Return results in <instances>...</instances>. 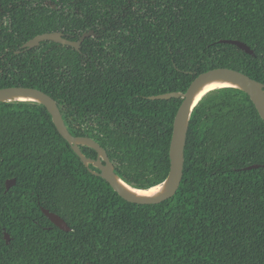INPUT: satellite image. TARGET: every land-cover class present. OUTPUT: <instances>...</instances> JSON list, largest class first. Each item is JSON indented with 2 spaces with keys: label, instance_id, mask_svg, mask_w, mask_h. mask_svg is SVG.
I'll return each instance as SVG.
<instances>
[{
  "label": "trees",
  "instance_id": "16d2710c",
  "mask_svg": "<svg viewBox=\"0 0 264 264\" xmlns=\"http://www.w3.org/2000/svg\"><path fill=\"white\" fill-rule=\"evenodd\" d=\"M52 1L62 7L46 16L44 28H63L74 38L90 29L102 35L80 51L57 46L44 61L47 85H22L84 120L91 127L85 132H95L134 186L157 185L170 170L182 99L151 96L185 92L198 75L219 67L264 83V0ZM37 7L30 11L31 35L41 20ZM111 19L119 20L108 26ZM223 39L246 42L254 54ZM81 149L96 158L94 149ZM185 158L172 198L132 203L83 164L45 106L1 103L0 264H264V121L248 94L220 88L202 98ZM254 164L260 166L248 168ZM12 178L16 184L7 189ZM42 207L72 230L53 224Z\"/></svg>",
  "mask_w": 264,
  "mask_h": 264
},
{
  "label": "water",
  "instance_id": "95a60500",
  "mask_svg": "<svg viewBox=\"0 0 264 264\" xmlns=\"http://www.w3.org/2000/svg\"><path fill=\"white\" fill-rule=\"evenodd\" d=\"M95 35L91 30L85 33L81 40L72 41L66 39L61 32L43 33L30 41L29 46H34L40 40H53L62 44H67L79 48L85 37ZM221 43H229L238 46L241 50L254 54V50L246 43L238 39H223ZM220 84V87H214ZM220 88L239 89L250 97L264 121V83L252 78L250 75L227 67L214 68L198 75L185 92L174 91L151 96L152 99L181 98L182 103L177 110L173 133L170 143V170L167 177L157 185L149 188H141L130 184L116 170L106 149L94 138L88 136H76L71 133L66 124L60 106L56 99L48 93L33 87L10 86L0 88L1 103H34L45 106L50 113L53 123L58 132L70 144L73 151L80 157L83 164L94 174L105 179L110 186L125 200L136 204H158L172 198L180 188L184 177L185 151L187 145L188 132L194 109L209 92ZM82 146L94 149L97 157L87 156L81 149ZM91 166L98 170H94ZM254 164L248 168L259 167ZM16 184V178L6 181L7 189ZM43 213L53 224L64 231H71L68 222L58 213L49 208L42 207ZM6 241L9 243L12 236L4 228Z\"/></svg>",
  "mask_w": 264,
  "mask_h": 264
},
{
  "label": "flooded vegetation",
  "instance_id": "af4514ba",
  "mask_svg": "<svg viewBox=\"0 0 264 264\" xmlns=\"http://www.w3.org/2000/svg\"><path fill=\"white\" fill-rule=\"evenodd\" d=\"M26 1L28 2L29 0ZM27 2H25V0H0V86L26 87V85L22 84H27L29 81H31L30 83L32 84L38 81L36 86H46L47 83L42 82V80L46 76L44 61L49 51L55 49L57 46L62 45L70 46L77 51H80L87 39L95 38L96 40H98V38L102 35L101 33L90 29L89 31H86L83 34L77 36V38H74L75 34L67 33L63 30V28L48 30L44 28V26L42 25V21L44 19L50 20L46 16L49 15L50 18H52L53 10H60L62 5L56 4L52 0H33V3L30 2V4ZM128 2H131V0H128ZM47 4L50 5L51 10H41L44 6H47ZM32 7H37L33 12H36V16L41 17V20L38 23V27L36 29L37 33L34 35H31V31H34L36 27L30 28L32 27V25L30 24V15L33 14L30 12ZM65 9H68L67 6H65ZM71 10L78 12V5L73 4ZM118 20L119 19H111L110 21L108 20L107 24L108 26H111ZM91 30L95 31V35L85 37L81 42L79 48L67 44H62L53 40H40L39 43L34 46L28 45L30 41L34 40L38 35H41L43 33L61 32L66 39L79 41L85 33H88ZM103 32L104 31H102V33ZM102 39H104V37H102ZM95 46H97V44H95ZM37 59L39 61V70H37L36 67ZM61 70L62 69H60V72ZM56 101L60 106L64 120L66 124L68 123L67 125L72 134L76 136L88 137H92L91 134L93 133L95 134L94 131L85 132L86 129H91V127L86 124L84 120L76 122L74 120V117L66 112L65 106L63 104H59L58 100ZM84 127L87 128L84 129ZM83 147L85 146H82L81 148ZM113 163L116 167L114 161Z\"/></svg>",
  "mask_w": 264,
  "mask_h": 264
},
{
  "label": "bare ground",
  "instance_id": "6f19581e",
  "mask_svg": "<svg viewBox=\"0 0 264 264\" xmlns=\"http://www.w3.org/2000/svg\"><path fill=\"white\" fill-rule=\"evenodd\" d=\"M221 85L220 84H215L214 87H220Z\"/></svg>",
  "mask_w": 264,
  "mask_h": 264
}]
</instances>
